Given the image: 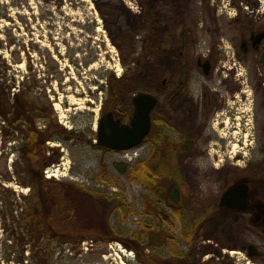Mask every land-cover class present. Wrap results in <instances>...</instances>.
<instances>
[{
    "label": "rangeland",
    "instance_id": "1",
    "mask_svg": "<svg viewBox=\"0 0 264 264\" xmlns=\"http://www.w3.org/2000/svg\"><path fill=\"white\" fill-rule=\"evenodd\" d=\"M154 1L157 11L162 15L165 12L163 0ZM227 1L225 0L224 5L229 7ZM151 4L152 0H0V91L4 92L2 97L0 95V264L35 263L27 238L24 237L25 230L12 221L9 207L13 198L20 196L19 203L27 208L29 201L22 197L32 193L28 187L20 185L29 184L32 180L20 153V135L14 131L15 126L5 118L13 103L9 98L16 97V94L24 90H29L32 100L48 102L56 123L63 129L86 138V143L66 141L59 137L46 142L48 155L53 154L54 150H59L60 154L59 164L50 168L54 180L75 186L89 201L87 205L97 204L98 213L102 214L101 220L108 222L109 228L120 233L121 238L133 237L142 231V223L149 227L162 226L161 221L143 214L146 204L145 197H142L147 193L136 180L118 172L117 165H131L134 162V152L104 155L94 146L96 137L92 135L97 132L102 104L108 92L120 84L119 77L124 74V66H120V63L124 65L131 58L138 62L141 56L147 27V10ZM171 5L170 12L176 20L177 3L171 2ZM220 14L225 22H229L235 18L236 12L223 8ZM204 15L206 14L202 16ZM98 19L102 20L101 24ZM205 19L213 21L212 17ZM219 19L222 22L220 16ZM224 24L221 25L225 31L229 27ZM148 66L149 62L145 61L144 67ZM136 85L138 84L133 80L129 87L134 88ZM258 96V99L250 97L249 104L245 107L237 99H229L227 109L233 115L229 112L222 114L223 111H220L218 121L214 120L209 124L205 132V136L210 137L211 141L207 143L204 138L199 141L203 146V153L207 154L196 162L186 158L180 160L181 171L187 181L204 183V177L208 175L210 168L215 170V167L222 164L236 163V156L240 152L246 154L242 159L244 162L239 163L241 166L250 163L253 170L262 173L263 88ZM57 105L60 107L57 108ZM37 126L39 130H45L42 122ZM200 127L199 124L195 125L193 131L198 134ZM226 144H229L228 148L222 147ZM102 160L108 166V184L99 180L103 174ZM197 168L202 172L203 177L200 179L195 177ZM116 194L125 197L130 207V214L126 219L120 218L119 211L113 205ZM68 198V201H73V206L77 205L78 199L74 201L71 194ZM44 209L42 205V210ZM60 209L62 215L59 233H71V236L86 234L84 225L89 223L92 216H89L88 208L83 209L84 217L80 218H75L65 208ZM16 212L20 214L21 209L18 208ZM164 228L167 229L166 226ZM236 228L228 230L227 238L232 245L239 246L238 249H219V243L203 230L202 236L198 238V242H201L194 246L188 262L264 264L262 259L252 261L246 253L239 250L247 242L254 244L264 254V239L244 233L242 228ZM168 232L175 235L178 243L162 248L159 246L161 240L156 239L151 231L150 235L145 234L139 247L143 249L147 246L143 254H156L159 259L166 260L173 253V247H176L179 254L188 253L191 242L189 231L180 232L173 227ZM182 232H186V235L182 236ZM39 233L37 231L38 236ZM45 235L47 234L44 233V237ZM50 240L55 252L51 264H141L135 253L126 249L119 241L106 243L86 239L75 244L73 238L62 242L53 236ZM41 241L42 244L48 242L46 239ZM84 242L87 243V249L83 248ZM121 249L125 250V254H121Z\"/></svg>",
    "mask_w": 264,
    "mask_h": 264
},
{
    "label": "flooded vegetation",
    "instance_id": "2",
    "mask_svg": "<svg viewBox=\"0 0 264 264\" xmlns=\"http://www.w3.org/2000/svg\"><path fill=\"white\" fill-rule=\"evenodd\" d=\"M163 2L162 15L154 0L148 5L141 56L138 62L131 58L124 65L120 63L124 74L119 77L120 84L108 92L98 124L107 128L114 121L130 127L148 109L149 133L131 150L135 155L131 166L139 171L144 166L152 178L149 188L136 181L147 193L142 197L146 204L143 214L149 209L151 214L147 216L162 222V226H150L155 238L162 242L160 247L178 243L175 235L168 232L174 227L195 237L189 242L190 250L201 242L198 238L203 230L220 244L219 249L236 250L239 246L227 238L230 228H242V232L264 239V165L262 173L253 170L250 163L241 166L246 154L240 152L236 163L210 168L204 183H190L183 177L180 160L196 162L207 154L199 141H211L205 136L208 125L218 121L220 111L229 112L230 98L245 107L250 97L258 99L262 88L264 91V69L260 64L264 51V0H228L229 7L224 5L225 0ZM171 2L177 3L176 20L170 12ZM223 8L235 11V18L225 22L220 14ZM203 17H212L213 21ZM221 24H228L229 29L222 30ZM143 60L149 62L148 68ZM133 80L138 85L131 88ZM255 122L259 125L258 120ZM197 124L201 125L198 134L193 131ZM24 130L25 125L19 132L23 157L27 149ZM93 136L94 146L102 154L123 153L98 145L97 133ZM262 159L264 163V154ZM195 177H203L199 168L195 169ZM240 185L247 189L246 209L222 206L226 192ZM249 245L244 242L239 250ZM257 249L260 255L254 261H264V254ZM172 250L169 259L162 260L164 264H172L176 247Z\"/></svg>",
    "mask_w": 264,
    "mask_h": 264
},
{
    "label": "trees",
    "instance_id": "3",
    "mask_svg": "<svg viewBox=\"0 0 264 264\" xmlns=\"http://www.w3.org/2000/svg\"><path fill=\"white\" fill-rule=\"evenodd\" d=\"M0 95L2 97L4 92L0 91ZM15 96L14 98H9L10 101L13 100V103L8 110L7 116L5 114V118L9 124L15 126L14 131L17 133L21 132L23 130V125H25L24 131L27 149L25 156L22 157L25 160L26 170H28L32 181H29V184L21 183L20 185L28 187L32 193L30 196L22 197L26 201H29L27 208L19 203L18 199L20 196H18L17 199L16 196L15 199L13 198V202L9 204L11 208L10 217L12 221L16 222L19 227L25 230L24 237L27 238V245H29L31 249V255L35 261L34 264H51L52 256L55 254L51 248V236L61 239L62 242L65 240L70 241V238H73L75 244H80L86 239L101 240L106 243L109 241H119L126 249L135 253L139 263L164 264L156 254H143L147 246L143 249L139 248L141 242L145 239V234L150 235L151 232L150 227L146 223H142L144 229L134 234L133 237L121 238L120 236L122 235L120 233L109 228L108 222L101 220L102 214L98 213V205H87L89 201L81 195L82 192L76 189L75 186L68 183L62 184L57 180L45 178L43 174L44 170L52 165L58 164L60 159L59 150H54L53 154L48 155L49 151L45 146L46 142L55 137H59L66 141L75 140L78 143H86V138L76 132H68L58 125L50 104L48 102L40 103V100L36 99L32 100L29 90L19 92ZM41 122L44 123V131L38 129L37 124ZM117 167L118 172L128 176L131 180H137L139 183H143L145 187L149 188L152 184V178H149L144 166L141 168L142 171L134 169L131 165L123 164L117 165ZM101 170L103 174L100 176L99 180L108 184V166L103 160L101 161ZM69 194L75 198L74 201L78 199L77 205L73 206V201H68ZM115 196L116 199L113 205L115 209L119 211L120 218L122 220L126 219L130 214V207L127 200L120 194H116ZM42 205H44V210H42ZM18 208L21 209L20 214L16 212ZM60 208H65V210L70 212L75 218L84 217L83 209L88 208L90 210L91 208V214L87 209L89 216H92L89 218V223H85L84 225L86 234L71 236V233L68 235L59 233L60 231L58 228H60L59 223L62 215V210ZM42 211H44L45 214H43ZM149 214H151V212H149V209H146L145 215ZM37 231L40 232L39 236L37 235ZM44 233L47 234L45 237ZM194 238V236H191V239ZM42 239H46L48 242L44 243V245L42 244ZM192 251L193 246L185 255L174 252V254L171 255L172 264H190L188 261Z\"/></svg>",
    "mask_w": 264,
    "mask_h": 264
},
{
    "label": "water",
    "instance_id": "4",
    "mask_svg": "<svg viewBox=\"0 0 264 264\" xmlns=\"http://www.w3.org/2000/svg\"><path fill=\"white\" fill-rule=\"evenodd\" d=\"M263 39V36L261 37ZM260 64L264 69V51L260 57ZM150 120L148 109L138 117L130 127H122L120 123L110 121L107 128L98 124L97 128V144L107 146L114 151H129L139 145L146 135L149 133ZM247 189L243 185L235 187L226 192L223 197L222 206L232 209H246ZM247 256L255 259L259 256L254 245L247 248Z\"/></svg>",
    "mask_w": 264,
    "mask_h": 264
},
{
    "label": "built area",
    "instance_id": "5",
    "mask_svg": "<svg viewBox=\"0 0 264 264\" xmlns=\"http://www.w3.org/2000/svg\"><path fill=\"white\" fill-rule=\"evenodd\" d=\"M50 172H51V170H47V171H46V176H47V177H51V176L53 175V174H51ZM83 245H84L83 248L87 249V246H86L87 243L85 242V243H83Z\"/></svg>",
    "mask_w": 264,
    "mask_h": 264
},
{
    "label": "bare ground",
    "instance_id": "6",
    "mask_svg": "<svg viewBox=\"0 0 264 264\" xmlns=\"http://www.w3.org/2000/svg\"><path fill=\"white\" fill-rule=\"evenodd\" d=\"M132 9V8H131ZM99 21V23L101 24L102 23V20L101 19H98ZM60 106L59 105H57V108H59ZM120 252H121V254H125V250L124 249H121L120 250ZM234 254L236 253V252H233ZM128 256V255H127ZM123 264H126V263H123Z\"/></svg>",
    "mask_w": 264,
    "mask_h": 264
}]
</instances>
